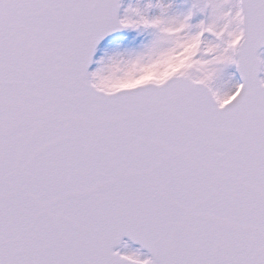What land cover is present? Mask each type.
<instances>
[{
  "label": "snow or ice",
  "instance_id": "1",
  "mask_svg": "<svg viewBox=\"0 0 264 264\" xmlns=\"http://www.w3.org/2000/svg\"><path fill=\"white\" fill-rule=\"evenodd\" d=\"M0 264H264V0H0Z\"/></svg>",
  "mask_w": 264,
  "mask_h": 264
}]
</instances>
